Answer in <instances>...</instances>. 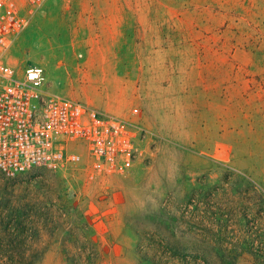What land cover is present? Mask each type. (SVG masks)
<instances>
[{"label":"rangeland","instance_id":"374dc122","mask_svg":"<svg viewBox=\"0 0 264 264\" xmlns=\"http://www.w3.org/2000/svg\"><path fill=\"white\" fill-rule=\"evenodd\" d=\"M97 7L121 18L104 39ZM12 56L141 142L122 176L94 175L84 148L0 171V264H264V0H48Z\"/></svg>","mask_w":264,"mask_h":264},{"label":"built area","instance_id":"2783aa9c","mask_svg":"<svg viewBox=\"0 0 264 264\" xmlns=\"http://www.w3.org/2000/svg\"><path fill=\"white\" fill-rule=\"evenodd\" d=\"M48 0H0V171L78 164L87 152L97 176H122L140 153L141 138L119 117L52 92L41 66L17 68L16 42Z\"/></svg>","mask_w":264,"mask_h":264},{"label":"crops","instance_id":"0c3cea01","mask_svg":"<svg viewBox=\"0 0 264 264\" xmlns=\"http://www.w3.org/2000/svg\"><path fill=\"white\" fill-rule=\"evenodd\" d=\"M108 10L109 9H107V11ZM67 14H68V18L65 19V16H64V20L70 21L72 24L73 23L76 24V23H80V22L84 21V19H82V18L80 19V16L79 15H81V14H79V13L76 14V13H72L71 12V13H67ZM76 15L78 17H76ZM112 15L113 14L105 13L104 12V8H98V7L95 8V13H94L93 18L91 20L95 24V30H96V33H97V36H98L99 39L106 38L107 37L106 36V32L107 31H109V32L112 31V30L116 31V29L119 27V26L117 27V25L120 24V22H121L120 19L121 18H117V17L112 16ZM51 19L52 20H55L57 18L54 17V14H53V17ZM74 37L75 36H74L73 33L65 32L64 34L60 35L59 38H58V36H55V38H56L55 40H60L63 43V45H66L68 43L74 42V40H75ZM104 60L105 59H96L95 58V59H90L88 61L91 64H94L95 65V63H98V62L100 63V62H103ZM82 65H80V66H82ZM62 68H63V71L65 72V76L69 80L67 82H69V83L71 82L72 83V80L75 77V74L78 72V69H79L78 68V65L75 64V63H73L71 61L69 63L68 62L64 63V65L62 66ZM83 68L84 69L82 71L85 74H89V75L92 74V73H97V72L101 74V72H102V70H98L96 67H94V66L91 67L88 64H85ZM98 73L95 74V75H99ZM73 92H75V91H73ZM73 94L74 93H71L70 94V97H68V98L77 99L76 97H74ZM76 94H77V96H79L81 98H84V99L86 98V96L84 94L78 93L77 91H76Z\"/></svg>","mask_w":264,"mask_h":264}]
</instances>
